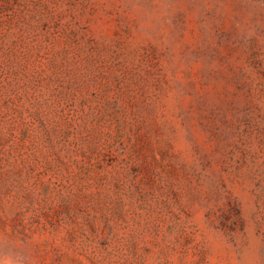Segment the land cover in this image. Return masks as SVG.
<instances>
[{
    "label": "rangeland",
    "instance_id": "1",
    "mask_svg": "<svg viewBox=\"0 0 264 264\" xmlns=\"http://www.w3.org/2000/svg\"><path fill=\"white\" fill-rule=\"evenodd\" d=\"M0 264H264V0H0Z\"/></svg>",
    "mask_w": 264,
    "mask_h": 264
}]
</instances>
